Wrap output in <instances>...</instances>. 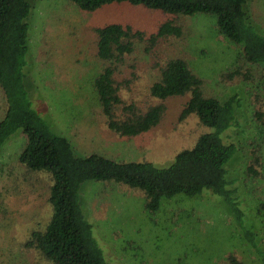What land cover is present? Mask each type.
<instances>
[{
    "label": "rangeland",
    "instance_id": "1",
    "mask_svg": "<svg viewBox=\"0 0 264 264\" xmlns=\"http://www.w3.org/2000/svg\"><path fill=\"white\" fill-rule=\"evenodd\" d=\"M28 2L31 9L26 19L24 89L32 109L55 133L70 141L76 155L99 153L118 161L149 159L166 165L178 147L192 143L202 132L194 117L177 122L185 101L182 97L168 101L165 121L141 138V142L148 141L147 145H137L138 137H112L93 84L100 70L94 60L95 29L109 22L123 21L148 34L165 21L182 27L178 38H159L154 48L156 58L138 47L126 58L127 65L135 64L137 75L129 90H121L128 99H146L147 88L157 76V64L184 57L203 80V92L226 105L232 119L220 139L237 148L225 168L226 177L233 180L229 187L235 190L244 214L240 222L235 219L237 212L234 214L223 198L210 192L163 199L159 209L150 213L144 208L141 191L106 181H88L80 189L81 207L98 240L105 243L106 263L227 264L228 254L234 253L245 264H260L246 239L253 236L245 229L255 233L254 240L264 252V157L262 168L254 166L260 177L247 169L254 142L264 138V127L252 118L264 103L258 79L261 66L244 62L241 50L216 30L214 17L168 16L124 3L106 4L96 13L83 11L70 0ZM244 8L250 24L264 33V0H247ZM238 68L242 74L249 70L250 79L242 75L230 81L221 79L223 73ZM24 143L20 129L0 150V208L5 215L0 219V264H52L35 249L24 246L31 232L44 228L52 213L46 192L26 201L12 188L18 178L8 167L19 169L16 161ZM38 179L48 186L46 176L40 174Z\"/></svg>",
    "mask_w": 264,
    "mask_h": 264
},
{
    "label": "trees",
    "instance_id": "2",
    "mask_svg": "<svg viewBox=\"0 0 264 264\" xmlns=\"http://www.w3.org/2000/svg\"><path fill=\"white\" fill-rule=\"evenodd\" d=\"M70 1L83 11L96 13L106 4L124 3L168 16L214 17L216 30L241 50L244 62L261 66L258 79L264 90V33L250 24L244 8L247 0ZM30 9L28 0H0V91L3 99L0 150L11 134L22 130L25 143L16 161L19 169L8 167V171L18 178L12 188L17 190L18 198L26 201L46 192L52 209L44 228L34 229L24 246L35 249L52 264H107L105 243L98 240L81 207L80 189L88 181H106L109 185L141 191L144 208L150 213L159 209L163 199L177 195L195 197L210 192L223 198L232 212H237L235 219L240 222L244 214L234 195L235 190L229 187L233 180L226 177L225 168L237 148L233 144H223L220 139L232 119L226 105L203 92V80L186 59L171 57L157 64L156 79L149 84L144 100L128 99L121 91L122 88L129 90L137 78L133 70L135 64L127 65L126 58L134 54L137 47L156 58L154 48L159 38H178L182 35V27L165 21L148 34L145 29L114 21L95 29L94 60L99 63L100 70L94 75L93 84L104 124L112 137H138L137 145H147L148 141L141 142V138L165 121L168 101L182 97L185 101L178 111L177 122L180 124L194 117L202 129L192 143L178 147L166 165L149 159L118 161L99 153L76 155L70 141L55 133L32 109L23 85L28 37L26 19ZM124 66L131 71L124 70ZM240 69L223 73L221 79L230 81L236 75L250 79L249 70L242 74ZM252 118L258 126L264 127V103ZM263 147L264 138L254 142L251 150L253 158L247 169L256 177L261 176L254 166L262 168ZM40 174L46 176L48 186L38 179ZM3 212L0 208V219L5 218ZM245 231L253 236V239H246L258 255L260 264H264V252L254 240L255 233L249 229ZM227 264L245 263L230 253Z\"/></svg>",
    "mask_w": 264,
    "mask_h": 264
},
{
    "label": "crops",
    "instance_id": "3",
    "mask_svg": "<svg viewBox=\"0 0 264 264\" xmlns=\"http://www.w3.org/2000/svg\"><path fill=\"white\" fill-rule=\"evenodd\" d=\"M2 104H3V99H2V93L0 91V112L2 111Z\"/></svg>",
    "mask_w": 264,
    "mask_h": 264
}]
</instances>
